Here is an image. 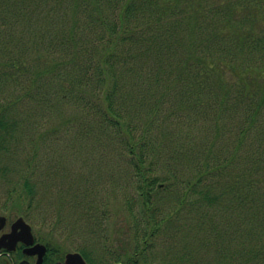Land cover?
Listing matches in <instances>:
<instances>
[{
  "label": "trees",
  "instance_id": "obj_1",
  "mask_svg": "<svg viewBox=\"0 0 264 264\" xmlns=\"http://www.w3.org/2000/svg\"><path fill=\"white\" fill-rule=\"evenodd\" d=\"M29 102L50 137L70 126L123 160L122 244L90 245L119 206L73 197L87 264H264V0H0V174L24 219L37 166L12 113Z\"/></svg>",
  "mask_w": 264,
  "mask_h": 264
},
{
  "label": "rangeland",
  "instance_id": "obj_2",
  "mask_svg": "<svg viewBox=\"0 0 264 264\" xmlns=\"http://www.w3.org/2000/svg\"><path fill=\"white\" fill-rule=\"evenodd\" d=\"M13 114L18 117L19 121H22L19 127H21L23 134L22 139H19L20 142H18L20 150L17 158L24 161L26 157H34V165L37 166L34 168L32 177L33 181L37 183V190L32 200L29 219H25L32 227L34 235L43 240L53 239L62 243L66 252H74L81 248L88 250L83 241L87 238L90 239V235L87 236L84 228L80 226L81 222L77 220V212L79 213V211L70 207L72 204L76 205L77 200L81 201V197L76 199L73 197L83 192L85 195L92 193L95 196L94 201L111 204V210L119 206L118 211L122 212L116 217V220L112 221V224L109 221L106 224L107 227L104 226L106 230L101 232L98 238H92L93 244L90 245L101 243L103 238L105 240L104 236L108 230L109 232L112 230L111 233L114 235V237L111 235L109 243L111 241L113 247L122 244L123 238L120 235H118L119 241L115 238L118 234L117 226L127 227L126 206L119 191L126 188L122 193L130 194L132 192L130 190L131 185L125 183V174L124 176L121 175L125 173V169L122 168L123 160L121 157H115L112 151H102L99 148L91 149L90 141L84 142L77 139L70 126L58 130V138L50 137L47 132L48 125H50L49 123L55 124L58 120L50 121L46 116L44 107L37 106L33 102L20 105L14 109ZM23 119L26 120L23 121ZM177 119L179 118L170 121L169 125L175 127ZM233 120L237 122L238 118ZM176 127H181V124L179 123ZM10 164L8 167H11V172L13 167L16 170L21 168L18 163ZM24 165L23 163V167ZM111 172H116L114 179L117 178V182L111 180ZM10 174V172L0 174V215L14 220L20 215L15 212L16 215L10 214L12 216L8 217L4 208V202L10 197L6 191V187L9 186L7 177H10ZM120 176L122 179L124 177L123 181H121ZM117 186H121V188L116 191L117 197L112 199V189ZM100 246L102 249L105 248L104 244ZM124 246L126 247V244Z\"/></svg>",
  "mask_w": 264,
  "mask_h": 264
},
{
  "label": "flooded vegetation",
  "instance_id": "obj_3",
  "mask_svg": "<svg viewBox=\"0 0 264 264\" xmlns=\"http://www.w3.org/2000/svg\"><path fill=\"white\" fill-rule=\"evenodd\" d=\"M12 218H7L5 216V223L0 228V237L8 234L11 231L12 223L16 220H11ZM32 243L30 245H26L23 239L18 240L15 244H11L10 242H4L5 246L0 248V263L2 264H62L64 263L65 253L62 258L59 260L50 261L49 260V250L47 246L41 242L36 235H34L32 229ZM18 237V236H17ZM21 237V236H19ZM38 244L45 247L43 253H41L40 249H34L33 247ZM9 250H8V248Z\"/></svg>",
  "mask_w": 264,
  "mask_h": 264
},
{
  "label": "water",
  "instance_id": "obj_4",
  "mask_svg": "<svg viewBox=\"0 0 264 264\" xmlns=\"http://www.w3.org/2000/svg\"><path fill=\"white\" fill-rule=\"evenodd\" d=\"M4 223H5V217L0 216V228L4 225ZM21 239H23L26 245H30L32 243L31 228L23 220L22 217H19L12 223L11 231L8 234L0 237V248H2V246H5L4 242L6 243V241L7 243L10 242L11 244H15L18 240H21ZM33 248L40 249L39 251L41 253H43L45 250L44 246H41L38 244H36ZM62 264H86V263L83 257L79 253L72 252V253H67L65 255L64 263Z\"/></svg>",
  "mask_w": 264,
  "mask_h": 264
}]
</instances>
